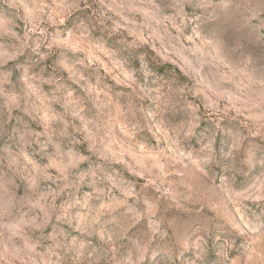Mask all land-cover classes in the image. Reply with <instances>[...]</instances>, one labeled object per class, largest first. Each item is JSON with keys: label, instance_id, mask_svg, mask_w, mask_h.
Segmentation results:
<instances>
[{"label": "rangeland", "instance_id": "374dc122", "mask_svg": "<svg viewBox=\"0 0 264 264\" xmlns=\"http://www.w3.org/2000/svg\"><path fill=\"white\" fill-rule=\"evenodd\" d=\"M0 264H264V0H0Z\"/></svg>", "mask_w": 264, "mask_h": 264}]
</instances>
